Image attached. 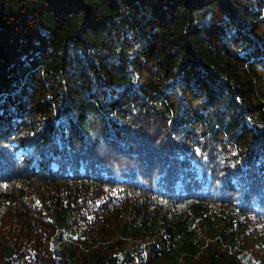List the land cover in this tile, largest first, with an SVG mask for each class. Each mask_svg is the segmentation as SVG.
<instances>
[{"label":"trees","instance_id":"1","mask_svg":"<svg viewBox=\"0 0 264 264\" xmlns=\"http://www.w3.org/2000/svg\"><path fill=\"white\" fill-rule=\"evenodd\" d=\"M0 264H264V0H0Z\"/></svg>","mask_w":264,"mask_h":264}]
</instances>
